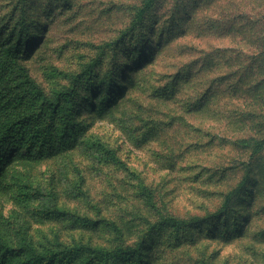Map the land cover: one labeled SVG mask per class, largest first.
Listing matches in <instances>:
<instances>
[{
    "label": "rangeland",
    "instance_id": "374dc122",
    "mask_svg": "<svg viewBox=\"0 0 264 264\" xmlns=\"http://www.w3.org/2000/svg\"><path fill=\"white\" fill-rule=\"evenodd\" d=\"M0 80L8 264H264V0H0Z\"/></svg>",
    "mask_w": 264,
    "mask_h": 264
},
{
    "label": "trees",
    "instance_id": "16d2710c",
    "mask_svg": "<svg viewBox=\"0 0 264 264\" xmlns=\"http://www.w3.org/2000/svg\"><path fill=\"white\" fill-rule=\"evenodd\" d=\"M143 12L144 11L140 12V14L142 15ZM33 90L34 99L39 101L41 108H47L52 111L56 109L58 105L57 102L46 97L38 88L34 87ZM68 94H70V92H68ZM67 115L69 116L68 113ZM58 132L62 133L60 139L65 142L68 137L67 119L62 122V126L59 128ZM54 139L55 134H53L50 127L40 124L39 115L37 113L28 111V109H22V111L17 112L13 105L4 102L3 98L0 97V194L6 191L5 178L9 163L15 159L27 160L34 152L42 155L45 148L49 150L47 147L51 145ZM98 145L101 149L109 151L101 143ZM142 189L146 199L152 202L153 197L150 190L146 188ZM219 213L220 212L211 214L207 216V218H212ZM162 223L179 228L186 224V221L173 217H165L162 219ZM0 249L11 250L9 245L1 238ZM39 259H41V256L33 255L31 260L21 262V264H34L35 262L37 263ZM0 264H8L6 253L0 252Z\"/></svg>",
    "mask_w": 264,
    "mask_h": 264
}]
</instances>
